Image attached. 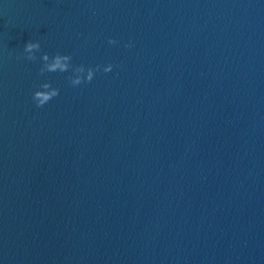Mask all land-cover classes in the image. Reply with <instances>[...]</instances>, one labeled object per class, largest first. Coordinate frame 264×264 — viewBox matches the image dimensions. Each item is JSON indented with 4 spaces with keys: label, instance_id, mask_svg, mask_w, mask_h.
Listing matches in <instances>:
<instances>
[{
    "label": "water",
    "instance_id": "95a60500",
    "mask_svg": "<svg viewBox=\"0 0 264 264\" xmlns=\"http://www.w3.org/2000/svg\"><path fill=\"white\" fill-rule=\"evenodd\" d=\"M0 264H264V0H0Z\"/></svg>",
    "mask_w": 264,
    "mask_h": 264
},
{
    "label": "clouds",
    "instance_id": "9594fccd",
    "mask_svg": "<svg viewBox=\"0 0 264 264\" xmlns=\"http://www.w3.org/2000/svg\"><path fill=\"white\" fill-rule=\"evenodd\" d=\"M108 43L115 45L118 43L116 39L109 38ZM125 47H131V44H126ZM25 55L23 57H17V59H26L28 61L37 60V52H41V44L39 41H29L23 49ZM43 61L39 68V75L45 76L47 73H66L70 72L71 75L67 77L69 84L72 87H78L81 84L91 83L98 71L108 73L112 70L113 65L108 64L101 68L100 65L95 67H86L83 64L75 65L72 63L73 57L71 54H62L60 52L55 53L53 56H49L47 52H43L39 57ZM60 89L53 87L50 81H45L37 85V90L32 94V100L37 108H42L53 98L59 96Z\"/></svg>",
    "mask_w": 264,
    "mask_h": 264
}]
</instances>
